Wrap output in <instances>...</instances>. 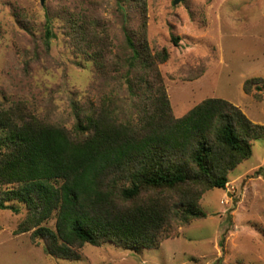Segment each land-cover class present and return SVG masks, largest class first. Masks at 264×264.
<instances>
[{"label":"rangeland","instance_id":"374dc122","mask_svg":"<svg viewBox=\"0 0 264 264\" xmlns=\"http://www.w3.org/2000/svg\"><path fill=\"white\" fill-rule=\"evenodd\" d=\"M174 1L0 0V105L22 102L73 131L75 103L79 112L114 99L120 119L131 120L139 102L125 77L127 29L151 54L168 51L158 69L176 117L223 98L264 125V0ZM98 39L105 56L89 58ZM199 205L206 216L175 219L155 248L84 244L73 260L48 254L32 238L36 227L17 233L25 208L0 209V264H264V137ZM44 224L56 229L54 218Z\"/></svg>","mask_w":264,"mask_h":264},{"label":"trees","instance_id":"16d2710c","mask_svg":"<svg viewBox=\"0 0 264 264\" xmlns=\"http://www.w3.org/2000/svg\"><path fill=\"white\" fill-rule=\"evenodd\" d=\"M125 32L131 49L125 77L139 102L131 120L120 119L114 99L79 112L75 103L73 131L22 102L0 105V209L25 208L17 233L36 227L32 238L48 254L79 259L84 244L105 242L157 247L175 219L206 216L203 190L224 189L229 172L264 137V125L223 98H207L176 117L158 69L168 51L153 55L146 40L138 45ZM52 35L47 25L46 37ZM105 45L98 39L85 53L102 58ZM50 218L55 230L44 224Z\"/></svg>","mask_w":264,"mask_h":264},{"label":"water","instance_id":"95a60500","mask_svg":"<svg viewBox=\"0 0 264 264\" xmlns=\"http://www.w3.org/2000/svg\"><path fill=\"white\" fill-rule=\"evenodd\" d=\"M40 1H41L42 4H44L46 0H40ZM180 1H181V0H175L174 3L177 4V3H179Z\"/></svg>","mask_w":264,"mask_h":264}]
</instances>
